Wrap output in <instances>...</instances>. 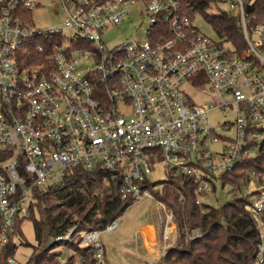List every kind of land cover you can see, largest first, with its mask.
<instances>
[{
	"label": "built area",
	"instance_id": "2783aa9c",
	"mask_svg": "<svg viewBox=\"0 0 264 264\" xmlns=\"http://www.w3.org/2000/svg\"><path fill=\"white\" fill-rule=\"evenodd\" d=\"M251 1L217 0L236 11L246 42L238 52L182 15L180 0H57L63 26L45 29L32 18L42 0H0V264H27L6 248L31 214L35 189L71 167L108 171L121 198L134 203L156 199L164 182L151 176L163 162L193 177L202 203L218 172L264 156V21L248 12ZM134 6L145 37L110 48L105 31ZM184 81L211 100L193 101ZM215 109L234 116L221 133ZM252 176L259 183L250 177L246 208L260 241L251 264H264V174ZM117 227L118 218L103 227L73 225L50 241L65 252L76 241L92 250L95 264H109L101 235ZM73 253L72 264H80Z\"/></svg>",
	"mask_w": 264,
	"mask_h": 264
},
{
	"label": "trees",
	"instance_id": "16d2710c",
	"mask_svg": "<svg viewBox=\"0 0 264 264\" xmlns=\"http://www.w3.org/2000/svg\"><path fill=\"white\" fill-rule=\"evenodd\" d=\"M180 1L182 15L193 20L197 13L203 14L217 34L238 52L245 48L238 17L222 9L209 11L217 0ZM246 7L257 21H264V0H252ZM253 172L264 174V156L244 159L222 173L220 178L242 189L248 185ZM167 180L172 182L173 188L166 187L162 193L154 190V197L171 209L182 243L164 251L165 264H251L255 260L260 231L246 208L247 198L221 206L202 204L197 201V183L193 177L170 173ZM105 187L108 189L106 194L99 191ZM174 188L180 191V195ZM181 196L184 198L180 199ZM34 199L29 218L35 225L38 246L27 264H72V255L64 263L58 252L51 248L54 244L47 245L51 237L63 234L73 225L78 228L103 227L119 218L133 204L132 200L121 198L119 187L111 180L108 171L82 165L67 169L60 180L45 188H36ZM38 213L39 217L36 216ZM23 220L18 222L16 230ZM195 229L199 230V235L189 237ZM67 244L82 256L80 264H95L89 247H81L74 241H67ZM6 250V255H14V241H10Z\"/></svg>",
	"mask_w": 264,
	"mask_h": 264
},
{
	"label": "rangeland",
	"instance_id": "374dc122",
	"mask_svg": "<svg viewBox=\"0 0 264 264\" xmlns=\"http://www.w3.org/2000/svg\"><path fill=\"white\" fill-rule=\"evenodd\" d=\"M138 7L139 6H134L132 8L129 17L125 21L107 28L104 33V40L110 48L125 43L126 41L131 39L145 37V28L147 27V25L146 22L143 21V18L139 14V11H137ZM58 8L59 5L57 3V0H42V6L37 10H34L32 13V18L35 25L44 29L63 26L64 12L63 10H60L57 13L56 10ZM220 9L226 10L232 15H235L236 13V11L234 10L233 12H230V8L227 2H217L215 4L213 3L211 4L209 11L217 12ZM194 24L201 32L205 33L206 35L213 37L214 39L223 40L215 31L212 23H210L203 14L197 13L195 15ZM63 32L69 35L71 31L70 29L63 27ZM182 88L195 102H207L212 98L210 92H200L194 86L185 81L182 83ZM233 118L234 116L232 112H223L219 109L211 111V120L219 133L223 131V129L220 127V124L225 122L226 120L229 122H233ZM170 173H174L176 175L180 174L174 168L161 162L157 165L156 171L151 176V178L153 180L164 181L169 178ZM219 173L221 172H218V178L213 179V182L215 184L213 193L209 195H199V199L202 204L221 206L229 201H233L239 198L243 200L249 196L247 191L248 185H244L242 189H240L239 187L234 186L229 181L224 182L220 178L221 174L219 175ZM251 178L253 181H255V183H259L258 178L253 176H251ZM166 187L173 188L172 182L170 180L165 181L161 185V187H159L155 191L158 193H162ZM99 191L106 194L108 192V189L105 187ZM175 191L180 195V191L176 189ZM149 198L150 197H146L142 201L134 202L132 205H130L118 218V227L113 233H102L101 239L106 246V253L109 264L146 263V258L148 257V255L143 249V244L140 241L139 244L136 242L137 236L134 232V228L137 224L146 221V219H153V211L151 208L152 202ZM181 198L182 196L180 197V199ZM36 216L39 217V213ZM151 236L153 237L152 234ZM50 239L47 243L48 246L52 245ZM13 240V252L15 256L22 261H27L33 255L35 248L38 246L35 225L32 218L27 217L22 221L19 229L14 232ZM149 240H151L150 237ZM149 243L152 245L151 247H157L156 243L154 244V246L151 241ZM181 243L182 239L180 236L178 244ZM77 244L79 245V243ZM62 246L63 243L54 244L53 246H51V248L54 249V251L58 252V254H61L65 259L70 257L71 254L73 255V252L77 253L74 247L70 246L69 244H67V246H69L68 252H65L61 248ZM63 258H61L60 260L62 261ZM74 261L75 256L73 255L72 262L74 263ZM62 262L65 263V261Z\"/></svg>",
	"mask_w": 264,
	"mask_h": 264
},
{
	"label": "crops",
	"instance_id": "0c3cea01",
	"mask_svg": "<svg viewBox=\"0 0 264 264\" xmlns=\"http://www.w3.org/2000/svg\"><path fill=\"white\" fill-rule=\"evenodd\" d=\"M149 199L152 202L153 219H146V221L137 224L134 228L137 236L136 242L139 244L140 241L143 244V249L148 255L146 263L152 259H162L164 257V251L167 248L177 245L180 238L179 228L171 210L158 200L153 198ZM148 236H150L151 240H148ZM150 241L151 243L155 241L158 244V248L154 249L151 247Z\"/></svg>",
	"mask_w": 264,
	"mask_h": 264
},
{
	"label": "bare ground",
	"instance_id": "6f19581e",
	"mask_svg": "<svg viewBox=\"0 0 264 264\" xmlns=\"http://www.w3.org/2000/svg\"><path fill=\"white\" fill-rule=\"evenodd\" d=\"M147 230V229H146ZM148 237H150V236H148ZM149 240V239H148ZM156 242L155 241H153V244H155ZM157 244V243H156ZM156 248H158V244H157V247ZM156 248H154V249H156Z\"/></svg>",
	"mask_w": 264,
	"mask_h": 264
},
{
	"label": "water",
	"instance_id": "95a60500",
	"mask_svg": "<svg viewBox=\"0 0 264 264\" xmlns=\"http://www.w3.org/2000/svg\"><path fill=\"white\" fill-rule=\"evenodd\" d=\"M164 259V257L162 258V260Z\"/></svg>",
	"mask_w": 264,
	"mask_h": 264
}]
</instances>
